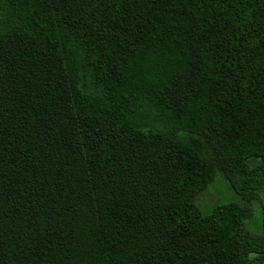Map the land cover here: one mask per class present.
<instances>
[{"label":"trees","instance_id":"trees-1","mask_svg":"<svg viewBox=\"0 0 264 264\" xmlns=\"http://www.w3.org/2000/svg\"><path fill=\"white\" fill-rule=\"evenodd\" d=\"M263 194L264 0H0V264H264Z\"/></svg>","mask_w":264,"mask_h":264},{"label":"rangeland","instance_id":"rangeland-1","mask_svg":"<svg viewBox=\"0 0 264 264\" xmlns=\"http://www.w3.org/2000/svg\"><path fill=\"white\" fill-rule=\"evenodd\" d=\"M239 199L236 192L229 186L228 181L218 174L213 183L198 195L197 202L204 211L210 210L211 206L221 201ZM264 199V194H263ZM264 206L260 202L252 203V215L247 219V224L254 230L261 226V209Z\"/></svg>","mask_w":264,"mask_h":264}]
</instances>
